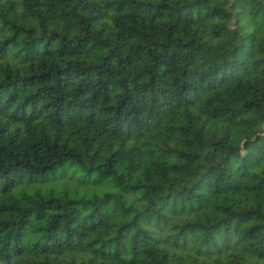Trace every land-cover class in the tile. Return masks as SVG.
I'll list each match as a JSON object with an SVG mask.
<instances>
[{"label": "trees", "instance_id": "1", "mask_svg": "<svg viewBox=\"0 0 264 264\" xmlns=\"http://www.w3.org/2000/svg\"><path fill=\"white\" fill-rule=\"evenodd\" d=\"M0 264H264V0H0Z\"/></svg>", "mask_w": 264, "mask_h": 264}]
</instances>
